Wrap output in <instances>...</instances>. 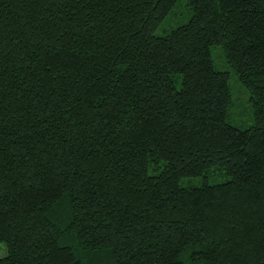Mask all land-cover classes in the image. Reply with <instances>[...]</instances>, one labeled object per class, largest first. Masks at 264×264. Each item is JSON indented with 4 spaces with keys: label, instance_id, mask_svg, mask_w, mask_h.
Masks as SVG:
<instances>
[{
    "label": "trees",
    "instance_id": "1",
    "mask_svg": "<svg viewBox=\"0 0 264 264\" xmlns=\"http://www.w3.org/2000/svg\"><path fill=\"white\" fill-rule=\"evenodd\" d=\"M179 1L0 0V264H264V0Z\"/></svg>",
    "mask_w": 264,
    "mask_h": 264
},
{
    "label": "rangeland",
    "instance_id": "2",
    "mask_svg": "<svg viewBox=\"0 0 264 264\" xmlns=\"http://www.w3.org/2000/svg\"><path fill=\"white\" fill-rule=\"evenodd\" d=\"M177 16V19H169L167 18L163 24L160 25V27L157 30V34H163L165 30H168L170 28H174L177 25L184 23L188 20L190 16V11H188L185 0H180L178 4L176 5L174 12ZM189 14V15H187ZM185 16V17H184ZM220 46H212V57L215 63V67L219 70H229L224 58L220 56ZM230 73H232L231 70H229ZM229 85L231 88L232 93V102L233 104L230 107L229 110V120L230 122L238 127L241 128H247L254 124V118L252 113V107L250 103V95L248 91L242 86V84L239 82L237 77L233 74L230 76ZM186 181H182L183 184H202L203 179L202 178H195V179H185ZM218 181L209 180V183H215ZM6 249L3 244H0V257L5 256Z\"/></svg>",
    "mask_w": 264,
    "mask_h": 264
}]
</instances>
